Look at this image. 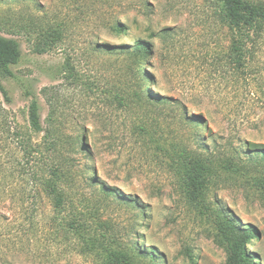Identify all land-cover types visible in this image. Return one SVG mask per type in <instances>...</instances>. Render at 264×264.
Segmentation results:
<instances>
[{"label":"rangeland","instance_id":"1","mask_svg":"<svg viewBox=\"0 0 264 264\" xmlns=\"http://www.w3.org/2000/svg\"><path fill=\"white\" fill-rule=\"evenodd\" d=\"M0 35L21 51L0 93V264H224L223 217L264 264V28L234 33L211 0H0ZM29 137L69 168L60 207Z\"/></svg>","mask_w":264,"mask_h":264},{"label":"trees","instance_id":"2","mask_svg":"<svg viewBox=\"0 0 264 264\" xmlns=\"http://www.w3.org/2000/svg\"><path fill=\"white\" fill-rule=\"evenodd\" d=\"M218 6V16L221 22L228 26L234 33H241L242 29L248 31L259 32L264 28V3H256L250 0H211ZM117 30H121L118 27ZM62 32L58 27L42 33L43 39L34 43L32 51L37 54H41L49 50L50 42L52 40L60 39ZM243 37H235L231 50L235 54L241 52V41ZM136 51H146L147 48L142 43H136ZM21 59V51L17 41L11 38L0 35V93L8 100V91L3 85L2 79H17L16 75L11 70V67L17 65ZM157 102V101H156ZM40 107L38 100L32 98L29 104V127L35 132L39 133L43 131V127L40 119ZM46 138V137H45ZM43 142V141H42ZM48 142V143H46ZM47 144V151L56 150V145L51 141L43 142ZM40 143H33L32 138L19 141V145L22 147L25 153L28 154L31 160L32 175L36 178V171L39 170L40 164L47 169V177L41 180V184L44 186L46 194L51 197L56 207H60L63 204L62 189L64 184H69L73 181L72 175L69 173V168L64 167L61 164H56L55 161L48 162L50 159L44 160L43 151L39 148ZM264 146V145H263ZM260 154L264 159V147L261 149ZM64 163V161H62ZM112 190H105V194L108 195ZM223 224L222 232L225 234L224 238L219 242L227 253V258L224 264H260L257 259L246 252L245 246L255 236L254 229L247 225L245 227H239L234 220L223 217L221 220Z\"/></svg>","mask_w":264,"mask_h":264}]
</instances>
